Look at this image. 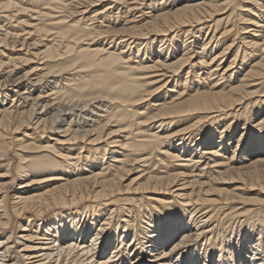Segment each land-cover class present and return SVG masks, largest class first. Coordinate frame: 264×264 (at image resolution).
Masks as SVG:
<instances>
[{"label":"bare ground","instance_id":"6f19581e","mask_svg":"<svg viewBox=\"0 0 264 264\" xmlns=\"http://www.w3.org/2000/svg\"><path fill=\"white\" fill-rule=\"evenodd\" d=\"M225 209L264 225V0H0V264H264Z\"/></svg>","mask_w":264,"mask_h":264},{"label":"rangeland","instance_id":"374dc122","mask_svg":"<svg viewBox=\"0 0 264 264\" xmlns=\"http://www.w3.org/2000/svg\"><path fill=\"white\" fill-rule=\"evenodd\" d=\"M29 16H30V14H29ZM21 17V16H20ZM22 17H23V15H22ZM35 17V16H34ZM22 19H25L24 17L22 18ZM27 19V18H26ZM7 24V25H6ZM2 25H5V29L6 28H9V26H10V24H8L7 22H5V23H2ZM14 26L15 25H17L16 23H14L13 24ZM30 41V40H29ZM22 50H24L23 52H24V54H25V49H22ZM127 50V49H126ZM134 51L135 52H137V50L136 49H134ZM7 52L8 51H6V54H7ZM131 52H128V54H130ZM34 60V59H33ZM35 62V63H34ZM37 62H38V64H37ZM42 61H38V60H34V61H32L30 64H19L18 66H20L19 67V69L17 70L18 72H20V74L19 75H22V74H25V72L24 71H30L35 65H38V66H42V64H40ZM34 64V65H33ZM22 65H24V66H22ZM28 65V66H27ZM31 65V66H30ZM24 68V69H23ZM27 84V83H26ZM23 92V91H22ZM12 98V96L10 97V98H8V100L6 101V104L8 103L9 105L8 106H10L11 104H12V102H11V100L13 99H11ZM10 99V100H9ZM15 103H17V101H15ZM18 104V103H17ZM25 130L26 129H21V132L19 131V133L17 132V133H14V135H16L17 137H19V138H21V137H23L22 135V133H24L25 132ZM27 131V130H26ZM29 133H31V132H29ZM80 150H78L77 152H79ZM85 154V153H84ZM13 157V156H12ZM10 158V159H12L13 160V163H15L16 164V162H17V158ZM106 158H109V155L106 157ZM15 159H16V161H15ZM98 168L99 167H96L95 169L96 170H98ZM17 182H19L18 180H17ZM17 185L16 186H19V184L18 183H16ZM10 192H11V190H10ZM12 193V192H11ZM253 195H255V194H253ZM239 207L241 206H244V205H238ZM249 206V207H248ZM245 207V206H244ZM246 207H248V208H250V207H252V206H250V205H247ZM254 207H257V206H254ZM227 209V208H226ZM225 209V210H226ZM229 213H231V210H229L228 209V211L226 210L225 211V213H224V215H219V217L216 219V224L217 225H219L218 226V229L219 230H221V232H226V235L224 236V237H227V236H229V237H231V236H233L234 238H236L237 237V233H236V230H234V229H237V230H240V229H244V230H246L247 231V228H248V226H249V228L252 226V228H251V233L252 234H250L248 237H252V239L250 240V242H254V241H256L257 239H258V236H263L264 235V225L263 224H259V223H256V219H257V217H256V215L255 214H248V216H242V215H234V216H236V217H234V219H232V220H230L229 219V217H228V214ZM254 217V218H253ZM239 218V219H238ZM256 218V219H255ZM250 219H252V220H250ZM222 220V221H221ZM230 220V221H229ZM235 220V221H234ZM241 221V222H240ZM244 221V222H243ZM223 223V224H222ZM239 223V224H238ZM253 223V224H252ZM222 224V225H221ZM221 225V226H220ZM229 225H231L230 227H229ZM254 225V226H253ZM238 226V227H237ZM243 226V228H241ZM259 226V227H258ZM234 228V229H233ZM255 228V229H254ZM261 230H260V229ZM253 230H255V231H253ZM245 231V232H246ZM262 232V234H260L259 232ZM219 232V231H218ZM220 232V233H221ZM233 232V233H232ZM245 232H243V234L241 233L239 236H238V238H243V236L245 235L244 233ZM230 234H233V235H231L230 236ZM244 239H245V236H244ZM262 241H261V243H262V246H263V248H264V236H263V239H261ZM191 245H192V243H191ZM235 246H237V245H235ZM189 249H191V246L189 247ZM264 250V249H263ZM189 251H191V250H189Z\"/></svg>","mask_w":264,"mask_h":264}]
</instances>
